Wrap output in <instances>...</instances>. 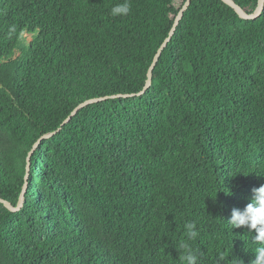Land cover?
Returning <instances> with one entry per match:
<instances>
[{"label": "trees", "instance_id": "1", "mask_svg": "<svg viewBox=\"0 0 264 264\" xmlns=\"http://www.w3.org/2000/svg\"><path fill=\"white\" fill-rule=\"evenodd\" d=\"M186 1L0 0V264H181L186 222L200 264L255 259L264 11L193 1L137 96Z\"/></svg>", "mask_w": 264, "mask_h": 264}, {"label": "clouds", "instance_id": "2", "mask_svg": "<svg viewBox=\"0 0 264 264\" xmlns=\"http://www.w3.org/2000/svg\"><path fill=\"white\" fill-rule=\"evenodd\" d=\"M130 10V0H123L122 3H117L111 8V15L113 17H124L130 13ZM228 224L233 229L247 228L250 232L255 231L253 238L256 242H259V246L255 249V259L251 264H264V186L253 190V197L243 210L232 209ZM183 228L184 239L179 242L181 252L178 259L181 264H200L198 252L191 247L190 243L199 236L197 224L186 222Z\"/></svg>", "mask_w": 264, "mask_h": 264}, {"label": "water", "instance_id": "3", "mask_svg": "<svg viewBox=\"0 0 264 264\" xmlns=\"http://www.w3.org/2000/svg\"><path fill=\"white\" fill-rule=\"evenodd\" d=\"M193 1L195 0H187L186 3L183 5L182 9L179 11L176 19H175V22H174V25L169 33V36L167 37V39L165 40V42L162 44V46L159 48V50L157 51L155 57H154V60H153V63L149 69V72H148V79H147V82H146V85L144 86V89L137 95V96H142L144 95L152 86V76H153V71L155 70L163 52L165 51V49L168 47V44L172 41L176 31H177V28L179 27L182 19L184 18V15L185 13L188 11V9L191 7ZM225 4H227L228 6H230L232 9L235 10V12L239 15V17L241 19H244V20H256L258 19L261 14L263 13L264 11V0H259L258 1V5H257V8L256 10L254 11V13L252 14H249L248 12H246L240 5H238L234 0H222ZM130 96H136V95H130ZM97 101H100V100H91V101H87L81 105H79L74 111L73 113L70 115V117L63 123L62 127L65 126L66 124L70 123V121L72 120V118L82 109L84 108L85 106L91 104V103H94V102H97ZM60 131V130H59ZM53 135H55V133L53 134H50V135H47L45 137H43L34 147L33 151L30 153V156L28 158V161H29V165H28V171L30 170V160H31V157H32V154L35 152V150L37 149V147L40 145L41 141L43 139H46V138H50L52 137ZM29 176L27 177V180H28ZM27 188H28V185L25 186L24 188V191H23V194L21 196V199H20V202H19V207L17 208H14L13 206H11L9 203H7L6 201L4 200H0V203H4L6 205V207L13 211V212H16V211H19L23 205V201H24V197H25V194L27 192Z\"/></svg>", "mask_w": 264, "mask_h": 264}]
</instances>
